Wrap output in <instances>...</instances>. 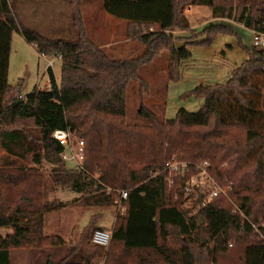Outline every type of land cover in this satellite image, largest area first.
<instances>
[{
	"label": "trees",
	"instance_id": "trees-1",
	"mask_svg": "<svg viewBox=\"0 0 264 264\" xmlns=\"http://www.w3.org/2000/svg\"><path fill=\"white\" fill-rule=\"evenodd\" d=\"M81 2L68 0L77 38L62 41L23 25L9 0H0V229L12 230L0 235V264H10V252L26 247L45 253L41 264H219L218 257L233 251L232 264H264V47L240 43L245 60L225 82L200 84L181 96L202 100L198 111L181 108L174 118L160 120L140 106L137 115L146 125L126 123L127 88L142 68L168 52L167 81L177 82L181 63L192 56L190 46L232 34L225 25L208 26L196 43L185 37L176 45L169 32L192 30L185 6L208 7L212 18L264 33V0H242L236 7L215 0H104L105 13L126 21L127 38L144 48L121 61L109 59L87 37ZM13 32L39 55L59 58L60 81L47 68L45 90L23 96L9 86ZM146 89L140 80V94ZM55 131L83 141L81 168L61 159L64 148ZM170 160L207 162L216 184L230 190L207 202L200 191L187 195L194 170L170 176L164 170ZM43 163L51 166L54 186L78 195L71 206L112 207L119 192H127L108 247L92 243L94 232L103 230L97 216L76 241L45 233L44 215L67 204L43 202ZM6 174L11 187H21L12 203L1 194Z\"/></svg>",
	"mask_w": 264,
	"mask_h": 264
},
{
	"label": "rangeland",
	"instance_id": "rangeland-1",
	"mask_svg": "<svg viewBox=\"0 0 264 264\" xmlns=\"http://www.w3.org/2000/svg\"><path fill=\"white\" fill-rule=\"evenodd\" d=\"M9 2L23 25L36 30L47 39L74 41L77 38V33L72 26L68 0H9ZM240 3H242V0H215V4L220 6L232 5L236 7ZM189 6H185L184 10L189 9ZM198 11L200 12L198 13ZM187 17L190 26L193 27L189 33L186 32L185 34L187 38L185 40L188 43L194 44L202 38L204 35L201 36L198 33L208 26L225 25L232 30V34H218L208 46H190L189 50L192 56L189 60L181 63L180 80L168 83L165 89L163 83H157L151 92H149V86H147V90L138 94L140 80L145 76L140 73L146 68L141 69L138 74L139 79H141L132 81L127 90L126 123L128 125L143 124L136 117L140 106L144 104L150 107V111L154 110L160 120L174 118L176 112L181 108L192 113L198 111L202 100L194 97L181 98V96L200 84L225 82L229 78L230 72L245 60V52L240 43L247 47L252 46V31L224 19L210 18L208 7H198L194 10L193 17L189 15ZM101 35L103 39V33ZM178 41L183 42V39ZM137 44L134 41L127 42V46H125L127 56L134 55L137 52ZM35 50L31 48L20 33L13 32L7 82L12 88L18 87L20 94L23 96L31 93L35 88H45L48 81L46 65L50 57H42ZM51 68L57 81H60V61L53 58ZM163 78L158 76L157 79L160 81ZM138 95H141L139 99ZM2 153L0 149V157H5ZM19 164L26 165L22 161H19ZM66 166L71 167V164L67 163ZM50 170L51 166L45 163L39 167V173L45 180V186L42 190L43 202L55 200L67 204V207L44 215L45 233L47 235H57L64 239L76 241L81 231L95 216L98 217L96 223L98 227L103 230L112 229L116 214L121 215L123 213L118 211V205L114 204L112 207L104 208L69 205L78 195L70 190L54 186L48 180ZM8 177L6 174L3 178L4 185L1 187V194L4 200L12 203L20 195L21 187H11ZM117 199L118 196L114 200ZM186 206L191 207L190 202H187ZM8 233H12V230L0 229L1 236ZM44 254L40 249L31 247L14 249L10 252V264H41L45 259ZM236 254L237 251H233L225 256L218 257L219 264H232Z\"/></svg>",
	"mask_w": 264,
	"mask_h": 264
},
{
	"label": "crops",
	"instance_id": "crops-1",
	"mask_svg": "<svg viewBox=\"0 0 264 264\" xmlns=\"http://www.w3.org/2000/svg\"><path fill=\"white\" fill-rule=\"evenodd\" d=\"M103 1L104 0H82L81 2V16L83 19L84 30H85L87 37L94 43L96 47L101 49L111 60L121 61L127 58L136 57L138 55H141L144 51V48L142 45H140L136 41L134 42L138 43L137 44L138 48L136 49L137 52L134 55H130V56L126 55L127 48L125 46H127L126 45L127 42H133L132 40H129L127 38V22L124 20L116 19L108 15L107 13H105L103 9ZM195 9H198V7L189 6V9L186 8V10H184V14L186 16L189 15L190 17L191 16L193 17ZM199 12L200 11H198V13ZM210 18H212L211 12H210ZM102 20L104 21V23ZM237 25H239L240 27H243L240 24H237ZM157 28L158 26L156 25L153 27L154 30H156ZM190 29H193L192 25L190 26ZM102 33H103V39L101 35ZM169 33L173 36L176 45L181 44V41H178V40H181L182 38L186 37L185 31H172ZM116 36L118 38H114ZM29 45L31 46L32 49L35 50V46L33 44H29ZM56 59L59 60V58H56ZM168 61H169V54L168 52L164 51L160 53L151 62L150 65H148L147 67H144L146 69L142 73H140L141 75H145L142 78V81L146 84V87L149 86V92L154 90L157 83H163L164 89L166 88L167 84L170 83L167 81ZM46 68H47V65H46ZM50 69L52 68L50 67ZM52 73L54 75L53 70H52ZM158 76H160L161 78L162 77L164 78L158 81L157 79ZM55 80L56 82H58L56 78ZM48 87H49V79L46 82V87L43 89L45 90ZM138 94H140V92H138ZM139 97L141 96L138 95V99ZM164 102H165V97H164ZM143 106L147 108L148 110H150V107H148V105L146 106V104H144ZM151 111L156 115L154 110H151ZM126 113H127V105H126ZM136 118H138V120L140 119L138 116ZM144 122H145L144 120L140 119V123L145 124L146 122L145 123ZM143 124L139 126H144Z\"/></svg>",
	"mask_w": 264,
	"mask_h": 264
},
{
	"label": "built area",
	"instance_id": "built-area-1",
	"mask_svg": "<svg viewBox=\"0 0 264 264\" xmlns=\"http://www.w3.org/2000/svg\"><path fill=\"white\" fill-rule=\"evenodd\" d=\"M252 46L264 47V33L253 32ZM45 57V56H44ZM49 58V57H48ZM53 58L50 57L47 61V68L52 67ZM53 138L63 146L64 150L61 154V159L65 163H70L72 166L81 168L84 161V143L81 139L73 136L68 131H55ZM209 164L202 162L201 164L190 165L186 162H180L177 160H170L165 163L164 170L171 176L172 174H178L181 177L188 175L191 169L194 170V174L190 175L185 184V193L188 195L192 191H200L206 195V201H210L218 195L226 196L227 191L230 190L229 185L222 188L216 184L213 178L208 173ZM169 183H172V179L169 177ZM127 197L126 191H120L118 201L115 200L114 204L118 205V211L124 212L122 200ZM190 202V199L187 200ZM186 202V204H187ZM122 214V213H121ZM111 238V230H96L92 237V243L101 247H108Z\"/></svg>",
	"mask_w": 264,
	"mask_h": 264
},
{
	"label": "water",
	"instance_id": "water-1",
	"mask_svg": "<svg viewBox=\"0 0 264 264\" xmlns=\"http://www.w3.org/2000/svg\"><path fill=\"white\" fill-rule=\"evenodd\" d=\"M200 223H202V220L200 221Z\"/></svg>",
	"mask_w": 264,
	"mask_h": 264
}]
</instances>
